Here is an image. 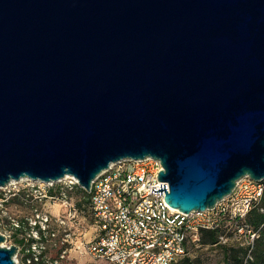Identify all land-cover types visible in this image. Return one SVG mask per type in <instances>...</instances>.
Instances as JSON below:
<instances>
[{
    "label": "water",
    "instance_id": "obj_1",
    "mask_svg": "<svg viewBox=\"0 0 264 264\" xmlns=\"http://www.w3.org/2000/svg\"><path fill=\"white\" fill-rule=\"evenodd\" d=\"M147 157L186 213L264 179V0H0V187Z\"/></svg>",
    "mask_w": 264,
    "mask_h": 264
},
{
    "label": "built area",
    "instance_id": "obj_2",
    "mask_svg": "<svg viewBox=\"0 0 264 264\" xmlns=\"http://www.w3.org/2000/svg\"><path fill=\"white\" fill-rule=\"evenodd\" d=\"M162 169L161 162L153 157L125 159L112 163L97 175L89 191L88 208L95 218L98 235L93 240H78L76 248L111 264H174L188 255L189 242L199 243L204 231L220 230L225 222L230 221L240 224L236 226L240 234L249 235L251 249L244 264L252 260L251 252L259 232L251 229L245 221L252 209L261 206L264 211V179L255 181L243 177L213 208L186 213L164 200L165 191L163 195L151 192L152 188L159 189L160 183H166L169 191V183L158 179ZM9 187L17 188L26 201L32 196L44 204H62L68 209L67 214L62 215H37L40 219L38 225L37 221L30 219L32 234L29 237L34 238L30 242L25 238L26 244L18 247L14 255L16 264H20V250L26 254V264L48 262L43 255L44 243L48 236L56 235L51 232L50 224L54 221L66 231L70 222L69 230L76 228L78 216L83 215L70 194L82 187L71 175L47 182L25 178L3 186ZM10 224L13 230L22 227L14 218H10ZM3 235L5 240L11 236Z\"/></svg>",
    "mask_w": 264,
    "mask_h": 264
},
{
    "label": "rangeland",
    "instance_id": "obj_3",
    "mask_svg": "<svg viewBox=\"0 0 264 264\" xmlns=\"http://www.w3.org/2000/svg\"><path fill=\"white\" fill-rule=\"evenodd\" d=\"M73 202L82 210V215L78 216V225L69 230L71 223L68 222L66 231L56 226L54 221L50 224L51 232H55V236H48L45 240L46 249L43 252L45 264H111L102 259H95L91 255L82 252L76 248L78 240H93L98 235L97 224L92 211L88 208L86 196L82 191H74L70 194ZM26 201L23 194L13 188L0 187V233L10 234L1 244L4 246L15 245L17 247L26 244L25 238L30 242L29 234L31 226L29 220H40L37 215L48 213L51 216L57 214H67L68 209L62 204H44L29 197ZM32 199V201H30ZM10 218L18 220L22 227L19 230H13L10 224ZM66 234H69L66 236ZM258 238V237H256ZM250 237L248 234H240L236 225L230 221L225 222L222 229L219 230V242L216 244H205L200 240L199 243H188V257L190 262L183 264H228L226 254L230 252H240L246 258L251 247L248 245ZM21 242V243H19ZM63 254V257L61 256ZM253 257V249H252ZM20 264H26V254L20 250L18 254ZM181 262V261H180ZM246 264H251V259Z\"/></svg>",
    "mask_w": 264,
    "mask_h": 264
},
{
    "label": "trees",
    "instance_id": "obj_4",
    "mask_svg": "<svg viewBox=\"0 0 264 264\" xmlns=\"http://www.w3.org/2000/svg\"><path fill=\"white\" fill-rule=\"evenodd\" d=\"M77 191L84 192L87 201L89 203L90 193L83 188H78ZM78 204V203H77ZM76 204V205H77ZM264 206V203H263ZM245 224H248L251 229L259 232L258 238L255 239L253 248V259L251 264H264V211L261 210V206L252 209L249 213ZM239 226L240 224H235ZM202 243L205 244H216L219 242V230H207L202 233L201 236ZM21 243V242H19ZM228 264H244L245 257L240 252H230L226 254ZM181 261V262H180ZM190 262L189 258L186 256L175 262L174 264H183L185 262ZM47 262H39L35 264H45ZM190 264V263H189Z\"/></svg>",
    "mask_w": 264,
    "mask_h": 264
}]
</instances>
